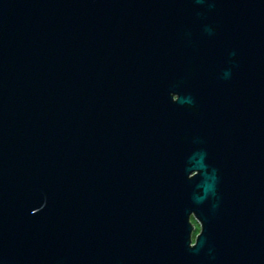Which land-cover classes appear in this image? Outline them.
Wrapping results in <instances>:
<instances>
[{
  "label": "water",
  "instance_id": "95a60500",
  "mask_svg": "<svg viewBox=\"0 0 264 264\" xmlns=\"http://www.w3.org/2000/svg\"><path fill=\"white\" fill-rule=\"evenodd\" d=\"M0 264H264V0H0Z\"/></svg>",
  "mask_w": 264,
  "mask_h": 264
},
{
  "label": "rangeland",
  "instance_id": "374dc122",
  "mask_svg": "<svg viewBox=\"0 0 264 264\" xmlns=\"http://www.w3.org/2000/svg\"><path fill=\"white\" fill-rule=\"evenodd\" d=\"M192 222L195 224V230H194V232H193V235H194V233H196V231L198 230V228H199V226H198V224L195 222V220L192 218Z\"/></svg>",
  "mask_w": 264,
  "mask_h": 264
},
{
  "label": "flooded vegetation",
  "instance_id": "af4514ba",
  "mask_svg": "<svg viewBox=\"0 0 264 264\" xmlns=\"http://www.w3.org/2000/svg\"><path fill=\"white\" fill-rule=\"evenodd\" d=\"M198 232V230L196 231V233ZM196 233H194V235L196 234Z\"/></svg>",
  "mask_w": 264,
  "mask_h": 264
}]
</instances>
